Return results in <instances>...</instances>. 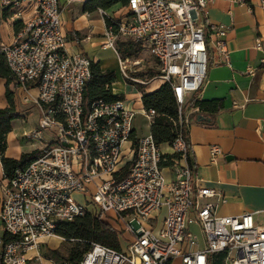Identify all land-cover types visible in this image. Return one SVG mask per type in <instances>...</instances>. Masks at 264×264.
<instances>
[{
    "label": "built area",
    "instance_id": "1",
    "mask_svg": "<svg viewBox=\"0 0 264 264\" xmlns=\"http://www.w3.org/2000/svg\"><path fill=\"white\" fill-rule=\"evenodd\" d=\"M230 1L264 10V0ZM212 2L128 0L125 14L109 16L105 27L104 49L115 52L117 42L130 40L157 62L159 76L148 80L138 79L133 70L138 64L127 59L119 61L120 73L132 84L158 80L168 85L177 104L173 124L180 128L183 123L187 129L188 117L200 112L194 102L187 110V99L200 92L211 54L218 64L230 66L227 28L208 20ZM27 8L32 15L24 21L21 11ZM4 10L14 11L23 29L11 44L0 42V54L19 88L36 91L22 97L39 113L36 129L25 138L41 141L49 132L53 141L12 177H2L0 264L38 258L49 240H61L60 225L86 213L117 225L126 246L114 250L92 243L79 264H210L215 254L224 255L223 264H264V226L256 223V213L218 215V205L226 200L199 184L180 130L166 145L176 156L168 165V153L150 133L136 134L139 112L124 101L97 99L84 110L92 61L68 52L58 0H0ZM254 49H262L261 39ZM255 73L252 66L244 71L250 77ZM140 113L151 126L156 113ZM219 155L216 147L210 149L212 164ZM3 235L9 238L5 244Z\"/></svg>",
    "mask_w": 264,
    "mask_h": 264
},
{
    "label": "crops",
    "instance_id": "2",
    "mask_svg": "<svg viewBox=\"0 0 264 264\" xmlns=\"http://www.w3.org/2000/svg\"><path fill=\"white\" fill-rule=\"evenodd\" d=\"M87 1L58 0L68 52L83 53L92 61V65H99L101 72H113L115 81L111 84L112 94L121 96L119 100L135 111L143 110L142 95L152 93L164 84L158 80L146 85L125 81L120 73L119 61L126 60V57L121 59V54L115 49V52L112 51L115 59L112 60L109 55L111 50L102 46L107 24L105 19L109 20V16L120 19L125 14V6L117 4L106 11L102 10L104 13L99 10L87 13L83 11ZM118 7H122L124 12L114 16L118 13ZM115 8L117 10L111 15L109 11ZM13 12H0V42L5 45L11 44L23 29L21 19L12 17ZM31 15L30 8L21 11L24 21ZM208 20L227 28L224 39L230 54V66L218 64L217 58L211 54L200 92L187 99V110L191 108L192 101L222 102V109L214 116L199 112L188 117L187 133L193 170L202 187L223 194L226 201L218 205V215L238 216L253 212L256 213V223L264 226V10L254 4L249 6L230 0H213L208 10ZM257 39H261V50L254 49ZM247 66L256 69L253 77L244 74ZM116 78L119 80V91L115 90ZM6 84V79L0 78V110L9 108L5 97ZM8 89L13 94L14 111L18 118L11 121V131L5 139L4 157L19 161L24 154L47 148L53 141V135L44 132L42 140L34 142L25 138L36 129L39 113L34 104L24 103L22 97L35 96L36 91L24 93L13 78ZM136 107L140 109L136 110ZM197 115L206 120L197 122ZM146 128L150 133V126ZM212 147L220 152L215 164L210 161ZM161 149L170 154L166 145ZM2 177L0 163V185ZM1 198L0 189V205ZM125 246L126 243L119 241V249Z\"/></svg>",
    "mask_w": 264,
    "mask_h": 264
},
{
    "label": "trees",
    "instance_id": "3",
    "mask_svg": "<svg viewBox=\"0 0 264 264\" xmlns=\"http://www.w3.org/2000/svg\"><path fill=\"white\" fill-rule=\"evenodd\" d=\"M128 0H89L83 6V11L92 13L97 10L106 11L111 7L121 4L127 5ZM105 21L108 23V19ZM126 57V56H123ZM159 76V72H151V78ZM0 78L6 79L5 97L9 104V108L0 110V163L3 170V177H12L14 171L18 167H24L34 159H36L42 151H34L30 154H24L19 161L8 159L4 157L6 149V135L11 131V121L18 118L15 114L13 105V94L8 89L11 75L5 63L4 57L0 54ZM115 81V74L113 72H101L98 64L92 65L91 80L88 83L84 96L83 104L86 111L90 104L97 100L103 99L107 102L122 99L121 96H114L111 91V84ZM141 103L144 111L153 110L156 113L155 120L150 126V134L158 146L170 144L176 137L177 132L181 131V136L188 148V164L191 168L194 163L190 155V143L188 140L187 129L182 123L181 128L173 122L178 121L177 104L168 85H162L159 89L152 93L143 94ZM193 104V101L191 102ZM194 104L199 107V111L207 116H214L222 109L221 101H194ZM187 108V106H186ZM135 143V142H134ZM168 165H171V159L175 155L166 154ZM128 167L125 169V173ZM57 235L68 240L80 243L83 252L78 256L70 255L65 259L64 264H79L83 255L90 249L92 243L100 244L104 247L119 250V233L116 229L111 227L99 217H93L89 213L84 216L76 218L73 222L62 224L57 229ZM3 244L9 241L6 235L2 237ZM52 255H58L57 251H51ZM224 255L215 254L211 257L210 264H223Z\"/></svg>",
    "mask_w": 264,
    "mask_h": 264
},
{
    "label": "rangeland",
    "instance_id": "4",
    "mask_svg": "<svg viewBox=\"0 0 264 264\" xmlns=\"http://www.w3.org/2000/svg\"><path fill=\"white\" fill-rule=\"evenodd\" d=\"M117 10V8L110 10V14L113 15V13ZM124 12V9L121 7H118V13H115L114 16L120 15ZM116 18V17H115ZM116 51L121 54L120 58L122 59L123 56H126V59H129L130 62H136L138 65L133 68L137 72L136 77L142 80H148L150 79L151 72H159V68L157 65V62L143 49H141L140 45L136 42L130 41V40H122L117 42L116 45ZM110 58H114L115 56L112 54V51H109ZM125 58V57H123ZM113 60V59H112ZM146 76V77H145ZM146 79H145V78ZM117 82L115 83L116 91H119V80L118 78ZM132 103H134L132 101ZM139 107H136V110ZM138 115L134 121V126L136 128L137 135L146 134L149 132V128H146L144 126V123L142 122V117L140 111H138ZM74 199L78 202L80 201V197L74 196ZM93 217H96L93 216ZM101 220H104V222H109L108 218L100 217ZM113 228L116 230H119L115 227L117 225L113 224L112 222H109ZM195 230V229H194ZM121 235V238L119 239L120 242L126 243V235L118 232ZM59 239H51L49 240L46 245L42 248L40 251L39 257L34 258L32 260H29L27 264H64L65 259L70 256H78L83 252V246L80 245V243H77L73 240L64 239L60 236H58ZM51 251H57L58 255H52Z\"/></svg>",
    "mask_w": 264,
    "mask_h": 264
},
{
    "label": "water",
    "instance_id": "5",
    "mask_svg": "<svg viewBox=\"0 0 264 264\" xmlns=\"http://www.w3.org/2000/svg\"><path fill=\"white\" fill-rule=\"evenodd\" d=\"M206 119L204 117H202L201 115H197L196 116V121L200 122V121H205Z\"/></svg>",
    "mask_w": 264,
    "mask_h": 264
}]
</instances>
